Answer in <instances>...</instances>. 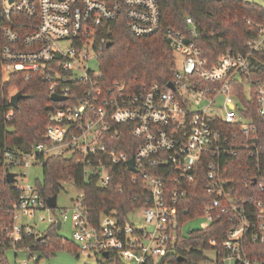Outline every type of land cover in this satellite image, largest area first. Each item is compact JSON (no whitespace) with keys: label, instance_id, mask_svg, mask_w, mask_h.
Returning a JSON list of instances; mask_svg holds the SVG:
<instances>
[{"label":"built area","instance_id":"1","mask_svg":"<svg viewBox=\"0 0 264 264\" xmlns=\"http://www.w3.org/2000/svg\"><path fill=\"white\" fill-rule=\"evenodd\" d=\"M120 17L137 36L161 29L159 0H0V87L13 74L30 80L35 73L48 82L51 99L54 94L63 97L53 99L43 139L28 148L0 147V162L8 166L6 174L16 173L12 183L18 191L6 217L0 209V264H11L10 252L16 256L35 250L29 239L44 240L37 217L50 227H57L60 219V229L70 222L76 251L100 264L160 259L177 243L179 221L189 212L182 201L197 177L204 179L209 197L200 216L210 223L223 218L232 222L223 243L229 251L224 262L264 264V259L248 255L243 241L249 234L252 242L264 245L260 127L252 116L254 107L264 122V79L253 75L251 64L253 53L264 48V22L248 20L256 31L248 40V53L226 49L211 62L188 15L185 29L169 26L162 32L174 52L173 87L152 83L134 90L125 80L108 86L100 80L99 58L111 40L99 32ZM92 60L98 61L97 68L90 67ZM242 151L256 158L254 193L237 185L231 166ZM48 157L79 159L86 180L96 178L103 189L115 185L116 167H126L131 175L122 174L143 205L123 217L103 212L95 222L80 189L69 207L58 202L49 206L50 196L22 184L25 169L43 166ZM117 189L123 190V184L117 183ZM140 217L145 225L137 222ZM30 258L24 264H31Z\"/></svg>","mask_w":264,"mask_h":264},{"label":"trees","instance_id":"2","mask_svg":"<svg viewBox=\"0 0 264 264\" xmlns=\"http://www.w3.org/2000/svg\"><path fill=\"white\" fill-rule=\"evenodd\" d=\"M161 9V29L153 35L137 36L132 33L122 17L101 28L99 36L106 35L111 45L105 47L99 58V68L102 72L100 80L105 86L114 80H125L132 89L137 90L144 84L157 83L165 87L172 79L174 52L163 39L165 28L173 26L185 29L186 17L191 15L196 23L197 42L203 55L211 62L226 49L234 52L248 53V40L256 35L253 26L248 23L264 22V7L258 3L246 0H159ZM252 71L255 77L264 79V48L255 51L251 57ZM21 91L26 95L19 101V107L11 106V97ZM247 105L245 97H240ZM55 101L48 91V82L40 75L33 74L30 80H25L23 74H13L9 81L0 87V147L18 146L28 148L33 142L43 139L50 111ZM252 116L259 124V165L264 172V122L253 107ZM126 137V136H124ZM133 152L132 148H123ZM231 166L237 172L236 183L245 193H254L256 186L251 182L256 174V158L250 157L245 151L232 161ZM0 162V209L6 217L7 210L12 206L18 194L14 185L7 181L6 168ZM44 180H37V187L45 197L59 194L64 189V182L73 181L74 185L85 193V206L92 221H98L100 215L115 212L118 216L128 215V212L143 203L134 199V186L128 183L130 172L126 167H116V181L108 189L100 188L96 178L86 180L82 162L77 158L48 157L43 164ZM263 172L261 174H263ZM248 179V186L244 180ZM117 183L123 184V190L117 189ZM264 201V192L259 193ZM204 191V179L197 177L190 184L189 194L182 201V207L189 209L188 215L181 217L180 231L175 247L160 259H149L145 264H206L210 260L214 264H227L224 258L228 250L224 241L232 224L229 219L214 220L204 228L182 232L185 222L202 215L208 201ZM45 238H31L35 250H43L47 255L67 243L57 234L54 225L45 232ZM215 238L216 243H210ZM244 246L250 257L264 259V245L252 242L249 234L244 237ZM212 250L215 258L208 256ZM76 252V246H75ZM183 257V259H181ZM120 264V263H119ZM233 264H244L235 261Z\"/></svg>","mask_w":264,"mask_h":264},{"label":"rangeland","instance_id":"3","mask_svg":"<svg viewBox=\"0 0 264 264\" xmlns=\"http://www.w3.org/2000/svg\"><path fill=\"white\" fill-rule=\"evenodd\" d=\"M251 2L258 3L264 7V0H249ZM90 67L97 68L98 61L92 60L90 61ZM244 121L247 119L243 118ZM12 171L17 172L19 168H11ZM26 180L22 181V184L37 186V180H44V170L43 166L40 164H33L30 168H26ZM80 192V189L73 185L70 182L64 184V189L60 191L58 196V205L59 206H67L71 205L72 197L76 196ZM140 216V214H137ZM36 228L41 232H46L50 228L49 222L40 221L39 218H36ZM139 224H144L143 219L137 221ZM209 220L204 216H200L197 218H193L183 225V233L186 234L192 229L204 228L209 225ZM146 226H148L146 224ZM150 227V226H148ZM72 226L70 222L64 223L61 229L57 230V234L61 237L63 241L67 244L65 246H60L55 249L53 253L47 255L43 252V250H33L32 252L29 250H24L18 252L15 256L13 253L8 254V258L11 264H14L15 260L17 264H24V261L28 259L30 256L31 264H100L94 256H90L86 252H75V243L72 239ZM207 254L210 258L214 259L215 254L212 250H208ZM169 264V263H166ZM206 264H214L211 260ZM228 264H233V261L228 262Z\"/></svg>","mask_w":264,"mask_h":264},{"label":"water","instance_id":"4","mask_svg":"<svg viewBox=\"0 0 264 264\" xmlns=\"http://www.w3.org/2000/svg\"><path fill=\"white\" fill-rule=\"evenodd\" d=\"M111 41L108 42V45L107 46H110L111 45ZM169 86L173 87V84L172 82H169ZM26 95L23 94L21 91L17 92L16 94H14L12 97H11V106L14 107V108H18L19 107V101L22 99V98H25ZM63 97L61 96H58V95H52V99L54 100H60L62 99ZM128 165L131 169H133V158H131L129 161H128ZM6 178H7V181L8 182H14L16 180V173H13V172H8L6 174ZM57 194H54L52 196H50L48 199H47V203L49 206L51 207H55L57 205ZM60 226H61V220L58 219V222H57V228L60 229ZM45 238V235L41 236V239ZM183 259V257L181 258Z\"/></svg>","mask_w":264,"mask_h":264}]
</instances>
